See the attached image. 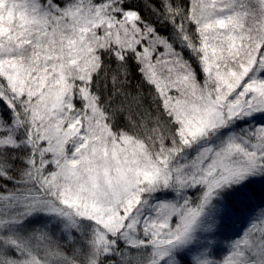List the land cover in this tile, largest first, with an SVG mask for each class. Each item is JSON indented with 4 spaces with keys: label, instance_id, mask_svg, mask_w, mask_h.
I'll list each match as a JSON object with an SVG mask.
<instances>
[{
    "label": "snow or ice",
    "instance_id": "snow-or-ice-1",
    "mask_svg": "<svg viewBox=\"0 0 264 264\" xmlns=\"http://www.w3.org/2000/svg\"><path fill=\"white\" fill-rule=\"evenodd\" d=\"M0 264H264V0H0Z\"/></svg>",
    "mask_w": 264,
    "mask_h": 264
}]
</instances>
